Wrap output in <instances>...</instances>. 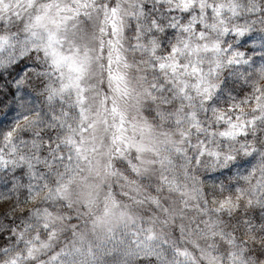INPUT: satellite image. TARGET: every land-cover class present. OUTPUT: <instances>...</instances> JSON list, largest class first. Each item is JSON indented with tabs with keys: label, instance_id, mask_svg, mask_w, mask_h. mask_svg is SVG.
I'll use <instances>...</instances> for the list:
<instances>
[{
	"label": "clouds",
	"instance_id": "obj_1",
	"mask_svg": "<svg viewBox=\"0 0 264 264\" xmlns=\"http://www.w3.org/2000/svg\"><path fill=\"white\" fill-rule=\"evenodd\" d=\"M0 264H264V0H0Z\"/></svg>",
	"mask_w": 264,
	"mask_h": 264
}]
</instances>
